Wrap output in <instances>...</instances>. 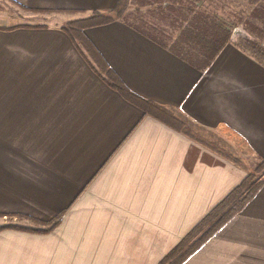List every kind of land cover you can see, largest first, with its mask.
Wrapping results in <instances>:
<instances>
[{
	"label": "crops",
	"instance_id": "obj_1",
	"mask_svg": "<svg viewBox=\"0 0 264 264\" xmlns=\"http://www.w3.org/2000/svg\"><path fill=\"white\" fill-rule=\"evenodd\" d=\"M118 1L0 0L36 11H0V213L64 212L48 233L1 230L0 264H159L264 159V64L234 36L200 67L123 18L85 31L131 91L240 164L104 81L63 26ZM183 264H264V185Z\"/></svg>",
	"mask_w": 264,
	"mask_h": 264
},
{
	"label": "trees",
	"instance_id": "obj_2",
	"mask_svg": "<svg viewBox=\"0 0 264 264\" xmlns=\"http://www.w3.org/2000/svg\"><path fill=\"white\" fill-rule=\"evenodd\" d=\"M171 2H168L167 7L174 9L172 8L174 2ZM128 6L129 0H119L113 9L107 12L95 11L92 15L70 21L63 26V30L69 34L77 48L83 53L93 69L104 79V81L107 82L110 87L119 91L127 100L142 108L145 114L152 115L214 152H217L236 164H240L241 162L239 159L233 157L213 142L197 134L192 128L177 118L170 110L152 102L151 100L144 99L131 91L120 76L110 67L94 43L87 37L85 31L90 27L106 24L120 18L125 19V13ZM184 18L186 24L180 34L183 37V40L193 42L200 47L201 57H199L198 60H193L178 51L175 46L176 44H173L172 48L197 66H208L219 54L222 48L230 41L232 28L210 16H204L199 12H195L189 18L184 15ZM135 27L152 38L165 42L161 37L155 34V29L150 30L151 27L149 29L137 25H135ZM254 27L260 29L258 35L264 38V28H260L257 25ZM241 39L243 44L238 42V46L245 52L250 53L260 63L264 64V45L261 41L248 37ZM263 185L264 159L258 162L254 170L249 172L239 185H237L189 233H187V235L167 255H165L159 264H183L225 224L240 213ZM16 215L28 218L37 223L40 227L28 228L18 225H7L0 227V231L11 228L38 233H48L53 231L61 223L64 212L59 213L47 221L30 217L25 214Z\"/></svg>",
	"mask_w": 264,
	"mask_h": 264
},
{
	"label": "rangeland",
	"instance_id": "obj_3",
	"mask_svg": "<svg viewBox=\"0 0 264 264\" xmlns=\"http://www.w3.org/2000/svg\"><path fill=\"white\" fill-rule=\"evenodd\" d=\"M168 2L171 0H129L125 19L137 26L155 29L157 36L169 45L176 44L178 51L193 60L201 57L200 47L193 42L183 40L180 32L186 24L184 15L189 18L195 12L210 16L232 28L231 37L234 36L237 42L242 43L241 38L248 37L259 40L264 45V38L258 35L260 29L254 27L257 25L264 28V0H172L174 9L167 7ZM0 11L22 18L36 13L21 7L16 9L10 5L2 7ZM45 13L47 15L49 12L43 14ZM257 164L258 162L255 166ZM255 166L249 172L254 170ZM7 225L38 226L28 218L0 213V227Z\"/></svg>",
	"mask_w": 264,
	"mask_h": 264
}]
</instances>
